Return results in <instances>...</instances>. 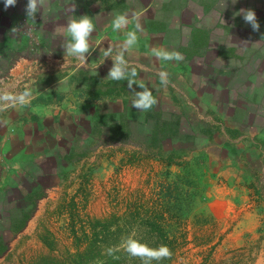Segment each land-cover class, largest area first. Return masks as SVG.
I'll return each mask as SVG.
<instances>
[{"label": "rangeland", "instance_id": "374dc122", "mask_svg": "<svg viewBox=\"0 0 264 264\" xmlns=\"http://www.w3.org/2000/svg\"><path fill=\"white\" fill-rule=\"evenodd\" d=\"M255 1L257 7L252 9L261 25L259 32L231 11L229 17L220 18V30L216 18L210 23L209 15L204 16L206 21L199 20L193 7L194 19L187 23L182 14L185 0L150 9V15L158 10L157 19L146 24L163 31L183 54L184 59L176 63L181 72H186L185 65L192 69L190 77L182 74L177 83L170 82L172 86L151 80L149 87L159 100L148 111L129 103L132 91L141 90L137 86L129 89L126 80L102 79L101 72L106 76L113 61L97 70L96 79L81 70L86 76L83 83H91L98 96L107 93L110 99L122 101L123 112L113 113L114 118L98 116L96 135L65 159L55 187L11 192L16 193L14 201L0 191V264H48V259L61 264L77 250L115 248L131 233L141 240L151 238L157 246L167 239L173 255L170 264L237 260L238 253L227 256L217 250L221 229L211 216L209 202L221 194L217 189L225 177L237 179L236 164L249 170V151L264 156V9L260 0ZM148 2L41 0L35 22L25 14L26 0L7 9L0 4V55L11 56L7 71L16 60L58 55L43 45L44 37L58 36L61 30L66 33L70 19L89 15L97 31L106 12L144 11ZM175 9L178 13L172 14ZM173 16L178 18L176 30L165 25L171 24ZM207 23L216 29H209ZM95 40L92 37L91 43ZM53 48L61 49L56 42ZM129 53L139 77L143 71ZM144 68L147 73L159 71ZM262 166L249 180L264 202V161ZM135 261L128 255V264Z\"/></svg>", "mask_w": 264, "mask_h": 264}, {"label": "crops", "instance_id": "0c3cea01", "mask_svg": "<svg viewBox=\"0 0 264 264\" xmlns=\"http://www.w3.org/2000/svg\"><path fill=\"white\" fill-rule=\"evenodd\" d=\"M142 1L144 3V0ZM148 1L150 2L145 5L144 11H139L141 13L139 19L143 18L140 20L143 31L139 34L138 47L129 52H133L132 55L135 56L139 66L148 65L154 71L155 68L165 70L169 73L170 82L177 83L182 74L186 78L188 75L190 77L191 67L185 65L186 72H181L182 68L180 70L177 62L160 61L152 56L150 50L153 47L177 50L170 39L162 33L163 31H155L146 24L157 19L158 10L150 15L152 7L160 9L165 3L173 0ZM200 2L202 0H187V2L185 0L186 5L182 10V14L187 18L185 21L190 23L194 19V11L190 10L193 7L198 10L199 20H205V15L210 17L208 23L215 22L216 18L217 30L221 29L220 18L222 21L227 15L229 17L230 11L236 15L242 7L248 6L252 9L258 3L255 0H214L211 3L203 0L200 5ZM259 3L261 5L259 7L264 9V0H260ZM208 5L213 7L209 9ZM118 13L106 12L103 25L101 27L97 25L99 30L92 33L91 39L94 37L98 42L91 43L90 39V48L95 50L90 49L91 54H86L85 63L81 64L79 60L72 61L74 57L72 59L65 57L63 45L67 41V35L62 30L58 36L48 34L43 41V45L51 51V54L55 51L58 55H48L45 59L39 60H16L9 71H7V63L11 56L0 55V89L19 91L26 85L34 89L29 106L0 110V191H3L9 200L14 201L16 198V193L11 192L22 189H47L59 184V172L65 169V159L69 158L72 152L80 149L83 143L91 141L94 134L96 135L94 129L98 126L96 125L98 116L109 118L111 115L114 118L113 113L123 112L122 101L110 99L107 93L98 96L97 90L92 88L91 83L88 85L83 83L86 76L81 74V70H86L96 79L97 70L102 71L106 64L112 62L109 57L101 64L103 58L98 59L100 51L97 52V48H107L111 45L114 50H118L122 47L123 32H114L111 28V21ZM171 13L178 12L175 9ZM176 19L178 18L173 16L171 24H165L168 25V29H177ZM128 27L134 28V22ZM208 28L216 29L210 24ZM99 31L102 33L99 34ZM55 42L61 49L53 48ZM3 43L6 45L5 41ZM129 52L125 53L128 60ZM144 71L139 73L137 78L149 87L151 80H154V83L158 80L157 72ZM105 73L101 72L102 79L107 82L112 81L107 79ZM184 85L188 87L187 84ZM190 93L193 94L192 91ZM169 94L168 91L165 93L166 96ZM156 99L158 102L159 97ZM262 156L255 150L249 151L246 157L249 170L243 165L236 164L233 172H236L234 176H237V179L225 177L219 185L221 188L217 189L221 194L209 202L211 216L217 222L218 229H221L218 233L217 250H221V253L227 256L231 251L239 254L236 259L239 258L240 261L236 260L232 264H264V202L257 197L256 193H259V190H252L253 185L249 180L254 172L263 169L264 156ZM254 163L257 167L252 172L251 167L254 168ZM228 174L231 175L230 172ZM249 194L253 197H247ZM244 258L250 261L246 262Z\"/></svg>", "mask_w": 264, "mask_h": 264}, {"label": "clouds", "instance_id": "9594fccd", "mask_svg": "<svg viewBox=\"0 0 264 264\" xmlns=\"http://www.w3.org/2000/svg\"><path fill=\"white\" fill-rule=\"evenodd\" d=\"M18 0H0L7 9L15 6ZM41 7V0H26L25 14L28 21L35 22V17ZM140 12H123L114 15L111 21V28L114 32H123L122 47L114 50L111 45L107 48H100V58H103L102 63L106 58L111 57L113 64L108 70L107 79L112 81L126 80L129 89L137 86L139 91H132L131 106L139 111H148L156 103L157 99L153 91L145 83L137 79V67L131 66L125 53L138 47L140 33L143 31V26L139 20ZM236 15H241L243 21L251 27L255 32L260 31V22L257 19V14L254 9H240ZM134 22V28H129L130 23ZM96 29L93 19L89 15H81L72 18L66 25L67 41L63 45L65 57H74L81 63L86 62V54L90 55V39L92 33ZM15 32L16 29H13ZM261 40H264V34H261ZM95 50V49H91ZM150 54L160 61L180 62L184 56L179 51H170L162 47H153ZM140 70H146L143 65ZM159 83L162 86H167L170 83L169 73L165 70L157 72ZM34 89L31 86H25L19 91L10 89H0V110L11 108H24L30 105ZM123 249L130 257H139L143 264H152L153 261L159 262L171 256L169 247L161 244L157 247H150L146 242L137 238L134 233L128 234L121 238L120 243L115 248H108L107 252L112 255L116 251Z\"/></svg>", "mask_w": 264, "mask_h": 264}, {"label": "trees", "instance_id": "16d2710c", "mask_svg": "<svg viewBox=\"0 0 264 264\" xmlns=\"http://www.w3.org/2000/svg\"><path fill=\"white\" fill-rule=\"evenodd\" d=\"M176 191H178V187L176 188ZM171 195L172 193L169 192L168 196ZM177 200L180 201L179 194L177 196ZM104 241L107 242L108 238L106 237ZM142 241L146 242L150 247H157L151 238H145ZM167 242V239H165L163 242H161V244H165L170 247L171 244L169 245ZM172 257L173 255L163 259L162 261L154 262L157 264H170ZM135 258V264H143V261L139 257ZM53 261V259H48L45 263L55 264ZM64 261L65 262L61 264H128V254L123 250L116 251L112 255H109L107 250H77L76 254H69V258L65 259Z\"/></svg>", "mask_w": 264, "mask_h": 264}]
</instances>
